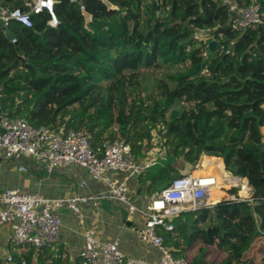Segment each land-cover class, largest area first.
I'll list each match as a JSON object with an SVG mask.
<instances>
[{
    "label": "trees",
    "instance_id": "obj_1",
    "mask_svg": "<svg viewBox=\"0 0 264 264\" xmlns=\"http://www.w3.org/2000/svg\"><path fill=\"white\" fill-rule=\"evenodd\" d=\"M26 1L0 0V8L26 10ZM254 1L264 14V0ZM53 12L55 26L46 10L30 14V27L0 23L1 107L34 127L83 130L94 149L115 138L129 142L137 158L165 148L138 175L149 195L187 174L177 161L195 168L201 154L220 157L248 179L253 200L181 211L166 219L171 229L157 233L189 264H264L255 252L264 242V25L232 29L222 0H54ZM161 66L177 71L142 96L141 70ZM211 158L202 160L203 171L217 172L219 159ZM214 193L222 194L219 187ZM211 247L224 252L218 263L206 260ZM48 249H35L34 261V252L12 258L70 264L67 253Z\"/></svg>",
    "mask_w": 264,
    "mask_h": 264
},
{
    "label": "built area",
    "instance_id": "obj_2",
    "mask_svg": "<svg viewBox=\"0 0 264 264\" xmlns=\"http://www.w3.org/2000/svg\"><path fill=\"white\" fill-rule=\"evenodd\" d=\"M75 1V0H71ZM222 0L231 14L230 25L236 31H242L256 25H264V14L254 0ZM54 0H28L26 10L20 8H0V23L8 29L14 21L31 26V13L46 10L50 19L48 24L55 26L58 21L53 12ZM79 8L83 11V5ZM13 43L16 40L12 37ZM155 140V139H154ZM155 146L147 152L154 153ZM0 150L6 157L20 159L28 156L35 162L44 164L48 172L61 165H78L86 169L88 175L108 184L106 194L93 196L44 197L39 193H25L17 189L6 188L0 192V225H9V240L16 246L30 245L36 250L51 247L60 240L61 209L68 208L78 219L83 237V245L78 258L81 264H189L183 257H175L164 244L158 227L172 228L171 219L181 211L196 210L211 205L207 195L210 188L217 185L214 174H186L173 178L160 192L156 193L143 207L132 203L130 191L124 181L112 180L111 171L139 175L144 170L158 163L163 152L158 156L138 160L131 145L123 138L106 139L101 146L93 148L83 130H60L45 126L34 127L25 118L11 116L0 105ZM20 170L26 167L20 166ZM227 172V171H226ZM223 182L228 183L236 195L231 200H253V187L248 179L227 172ZM233 177L234 179H227ZM235 178L237 181H235ZM242 191V193H240ZM234 192V191H233ZM103 197L118 199L127 205L128 213L138 212L144 220L139 230L140 239L160 251L157 260L146 261L133 258L123 253L116 241H101L92 228L84 224V215L80 204L96 203ZM13 261L11 255L6 262ZM25 264V261L22 260Z\"/></svg>",
    "mask_w": 264,
    "mask_h": 264
},
{
    "label": "crops",
    "instance_id": "obj_3",
    "mask_svg": "<svg viewBox=\"0 0 264 264\" xmlns=\"http://www.w3.org/2000/svg\"><path fill=\"white\" fill-rule=\"evenodd\" d=\"M10 28L11 26L8 29ZM152 156H154V153L146 152L137 159L143 160ZM211 157L219 159L216 171L221 170L219 172L223 174L224 165L222 159L217 156L202 155L200 163H197L198 166L196 164L197 167L195 166V168H190L187 164L179 161L176 162V166L183 173L198 174V172L203 171L202 160L204 158L212 159ZM20 166L26 167V170H20ZM210 172L214 173L213 171ZM108 175L112 180L126 183L132 203L139 208L145 206L155 195H149L145 192L138 175L117 171H111ZM240 178L247 180L246 177ZM6 188L17 189L25 193H39L44 197H88L106 194L108 184L90 177L86 169L78 165H61L54 167L51 172H48L44 164L37 163L28 156L15 159L6 157L4 151L0 150V192ZM229 192L228 196L221 198V200L229 199L233 196V191L230 187ZM221 196L222 194L216 193L215 197L210 199L213 202L211 205L218 202L217 200ZM80 206L84 215V224L95 231V235L99 240L116 241L119 249L133 258H140L146 261H154L159 258V249L143 242L139 237V230L144 223L143 217L138 212L132 215L129 214L125 203L118 199L103 197L96 203L88 202L87 204H80ZM10 234L9 225H0V257L4 264L8 255H14L9 252L12 247V243L9 240ZM82 245L81 227L75 213L68 208H62L60 240L57 244L49 247L48 251H51L54 256L59 252L62 254L67 253L70 258V264H73L78 259V253ZM31 252H34V261L35 249L27 248L26 251H19L17 254L23 255ZM6 263L8 264V262Z\"/></svg>",
    "mask_w": 264,
    "mask_h": 264
},
{
    "label": "rangeland",
    "instance_id": "obj_4",
    "mask_svg": "<svg viewBox=\"0 0 264 264\" xmlns=\"http://www.w3.org/2000/svg\"><path fill=\"white\" fill-rule=\"evenodd\" d=\"M86 19L88 20V16H86ZM199 37L200 38H202V37L206 38L207 35L201 34V35H199ZM175 71H177V67H175V66H161V67H158V68L142 69L141 70L142 84H141V87L139 89L140 94L142 96L146 97L149 93L152 92L155 83L159 79L163 78L165 74L172 73V72H175ZM174 106L176 107L177 104H175ZM260 131H261V133L263 135V140H264V128L262 127L260 129ZM154 148L156 149L155 152H154V156H158L160 152L165 151V148H162V147H160L158 145H155ZM214 161H216L217 165H219L218 164L219 160H214ZM197 166H198V164H197ZM226 174H227V172L224 170L223 175H226ZM193 175H195V174H193ZM228 187H229V185H227V184H225V186L221 187L220 190L222 192V196L217 201H220L221 198L228 196V194H227V192L225 190ZM214 194H216V193H214ZM233 194H234V192H233ZM207 200L210 201V199H208V197H207ZM214 202H216V201H214ZM11 245H12V247H11L9 252H11V254L13 253L14 255H18L17 253L19 251H26L27 248H31V247H29L30 245H20V246H15L14 244H11ZM259 251H261V255L264 256V242L263 241H260L259 244H257L256 247H255L256 256L258 255ZM223 256H224V252L223 251L218 250V249H216L214 247H211L209 252H208V254H207V256H206V260H211V261H214V262L218 263ZM14 263L15 262L13 260L11 263H8V264H14ZM3 264H4V261H3ZM5 264H7V263L5 262Z\"/></svg>",
    "mask_w": 264,
    "mask_h": 264
},
{
    "label": "bare ground",
    "instance_id": "obj_5",
    "mask_svg": "<svg viewBox=\"0 0 264 264\" xmlns=\"http://www.w3.org/2000/svg\"><path fill=\"white\" fill-rule=\"evenodd\" d=\"M223 169H224V167H223ZM207 170H204V171H200V172H198V174H195V173H193V174H195V175H206V174H214L215 176H216V178H217V185H215L216 187H219L220 189H221V187L222 186H225V184H227V183H224L223 181V178H222V176L219 178V177H217V174H219V170H217V172H214L213 170H210V171H213L214 173H212V172H210L209 170L206 172ZM221 171V170H220ZM223 171V170H222ZM229 180L230 179H234L233 177H227ZM236 179V178H235ZM227 185H229V184H227ZM215 186H213L212 188H210V191H209V193H208V195H207V197H208V199H212L213 197H215V194H214V192H213V188L215 187Z\"/></svg>",
    "mask_w": 264,
    "mask_h": 264
},
{
    "label": "water",
    "instance_id": "obj_6",
    "mask_svg": "<svg viewBox=\"0 0 264 264\" xmlns=\"http://www.w3.org/2000/svg\"><path fill=\"white\" fill-rule=\"evenodd\" d=\"M7 37H8L9 39H11L13 36H12V34L8 33V34H7ZM215 45H216V42H215V41H209V43H208V48L212 51L213 48L215 47ZM202 155H203V154H201L200 156H202ZM224 170L227 171V172H229V173H231V174H233V172L230 171V170H227V168H226L225 166H224Z\"/></svg>",
    "mask_w": 264,
    "mask_h": 264
}]
</instances>
